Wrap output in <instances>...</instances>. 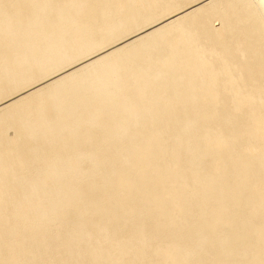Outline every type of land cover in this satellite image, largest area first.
Segmentation results:
<instances>
[{"label":"bare ground","instance_id":"6f19581e","mask_svg":"<svg viewBox=\"0 0 264 264\" xmlns=\"http://www.w3.org/2000/svg\"><path fill=\"white\" fill-rule=\"evenodd\" d=\"M177 262L264 264V0H0V264Z\"/></svg>","mask_w":264,"mask_h":264},{"label":"rangeland","instance_id":"374dc122","mask_svg":"<svg viewBox=\"0 0 264 264\" xmlns=\"http://www.w3.org/2000/svg\"><path fill=\"white\" fill-rule=\"evenodd\" d=\"M112 163H113V162H112ZM112 163H110V164H112ZM110 164L108 165V167H113V166H115V168H113V169H116V168L119 166V165H118L117 163H115V162H114L112 165H110ZM115 164H116V165H115ZM203 165H204V164H203ZM194 166H195V165L192 163V167H194ZM109 169H110V173H111L112 169H111V168H109ZM109 169H108V170H109ZM100 175H102V174L99 173V176H100ZM110 175H111V174H110ZM80 180H81V179H80ZM189 181H190V180H189ZM187 182H188V181H187ZM190 182H191V181H190ZM190 182H189V183H190ZM116 191H117V190H116ZM116 191H115V193H114V191H113L112 195L110 194V196H109L110 199L108 198L107 201H105V202H107L106 204H108L109 202H110L109 204H111L112 200L115 198ZM83 195H84V194H83ZM116 195H117V194H116ZM113 196H114V197H113ZM130 199H131V197H130ZM130 199H129V200H130ZM129 200H128V201H129ZM105 202H104V203H105ZM104 203H100L99 206L103 205ZM106 204H105V205H106ZM194 206H195V205H194ZM195 207H196V206H195ZM195 207L193 208L194 210H195ZM190 208L192 209L191 206H190ZM190 208H188V209H190ZM114 209H115V210H114ZM193 209H192V210H193ZM113 210H114V211H113ZM192 210H190V212H191V214H194L195 211L193 210V213H192ZM112 211H113V213H115V214H120V213H121L120 209H119V208H116V207H113ZM116 212H118V213H116ZM191 214H190V215H191ZM186 216H188V215H184V216H182V217L187 218ZM191 216H194V215H191ZM191 216H189V217H191ZM134 218H135V216L133 217V220H134ZM191 218H192V217H191ZM191 218H187V219H191ZM130 219H131V217H130ZM182 219H184V218H182ZM128 220H129V219H128ZM128 222H131V223H132L133 221H132V219H131V221L129 220ZM128 222H127V224H126L127 226H126V225H124L125 227L122 226V227H123L122 229L126 228V231L128 230V229H127L128 226H129V225H128ZM131 223H130V224H131ZM120 229H121V228H120ZM122 229H121L119 232H117L119 229H116L117 231L115 230V231L118 233L117 235H119L121 232H126V231H124L125 229H124V230H122ZM110 230H111L110 232H113L112 229H110ZM115 231L113 232V234H114V233L116 234ZM123 234H124V233H123ZM163 234H164V233H161V234H160L161 236H150V237H147V239H148V238L150 239L151 237H153V238L156 237V239H155V238H154V239H153V238L150 239V242H149V241L147 242V239L145 238V241H146L145 243H147V244H144V246L146 247V246L149 244V246H147L146 248H145L144 246L142 247V249L145 248L144 250H145L146 252H145L144 250L141 249L142 253H143V251L145 252V257L148 255L147 252H148V250H149L150 247H151V242H152L153 245H154V244H156V243H158V242H160V241H161V242H165L166 239H168V240L171 239V238L169 239V238L167 237V235H165V234L163 235ZM180 234H181V233H180ZM162 236H164V240H165V241L163 240V237H162ZM165 236H166V237H165ZM159 237H160V238H159ZM157 238H158L159 241H156ZM161 238H162V239H161ZM160 239H161V240H160ZM154 241H156V242L154 243ZM174 241H175V242H178L177 240H174ZM179 241H180V240H179ZM191 241H192V240H191ZM192 242H193V241H192ZM196 243L198 244V242H196ZM188 244H190V245L194 244V245H195V248H196V247L198 248L197 244H195V243H191V242H190V243H187V245H188ZM130 245H131V246H130ZM133 245H136V244L133 243ZM194 245H193V247H194ZM128 246H129V247H128ZM130 247H133L132 244H127L126 248H130ZM133 248H135V247H133ZM147 248H148V250H147ZM227 248H228V247H227ZM227 248H226V249H227ZM131 249H132V248H130V250H131ZM222 249H223V248H222ZM205 250H208L207 252H209L211 249H210V248H209V249L207 248V249H205ZM223 250H224V249H223ZM228 250H231V251H228V252H230V254H231V253L233 254V252H234L233 250H234V249H228ZM203 251H204V250H203ZM200 252H202L201 249H200ZM146 253H147V254H146ZM224 253H225V250H224ZM143 255H144V253H143ZM224 256H225V255H224ZM154 258H155V257H153V259H154ZM156 258H157V257H156ZM181 261H182V260H178L179 263H180ZM178 262H177L176 264H179Z\"/></svg>","mask_w":264,"mask_h":264}]
</instances>
